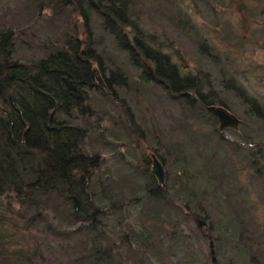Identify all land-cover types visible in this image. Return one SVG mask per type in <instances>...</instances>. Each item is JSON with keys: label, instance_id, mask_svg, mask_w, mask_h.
Returning <instances> with one entry per match:
<instances>
[{"label": "trees", "instance_id": "trees-1", "mask_svg": "<svg viewBox=\"0 0 264 264\" xmlns=\"http://www.w3.org/2000/svg\"><path fill=\"white\" fill-rule=\"evenodd\" d=\"M135 3L42 0L35 3L37 13L29 14L20 26L0 23V264H31L37 256L43 257L46 249L40 247L42 242L20 244L18 235L25 238L33 228L47 236L45 245L58 244L53 252L60 264H166L162 253L169 252L172 244L181 245L185 235L172 214L181 211L172 200L179 197L176 187L167 181L161 184L147 166L141 174L130 168L125 174L129 178L117 182L104 172L106 160L99 149L109 142L103 128L106 119L101 114L98 118L92 108L91 91L97 88L103 96H111L115 85H126L123 79L128 75L117 71L107 78L105 87L98 84L96 73L98 67L104 68V55L89 25L97 17L115 49L138 70L141 81L158 83L171 95H184L190 103L186 92L195 90L201 102L199 116L211 119L222 142L227 138L207 106L233 110L225 100L207 97L205 85L191 74H180L171 57L153 46ZM44 6L51 8V15L47 21L44 13L42 27L47 38L42 40L36 16ZM1 7L0 14L8 13L3 16L12 14L7 6ZM75 15L84 19V38H80L82 31ZM228 81L234 95L247 106L246 116L259 120L264 107L235 77ZM90 147L99 149L91 151ZM248 155V166L258 172V159L253 153ZM130 206L144 210L139 212L140 220L122 230ZM184 210L198 223L197 237L213 239L214 253L211 245L210 252L216 260L208 257L210 264H223L219 245L227 235L238 238L241 250L253 257L256 243L253 245L252 234L244 236L242 219L215 226L214 234V226L208 224V215L200 206L196 211L186 206ZM68 245L73 251L64 252Z\"/></svg>", "mask_w": 264, "mask_h": 264}, {"label": "rangeland", "instance_id": "rangeland-1", "mask_svg": "<svg viewBox=\"0 0 264 264\" xmlns=\"http://www.w3.org/2000/svg\"><path fill=\"white\" fill-rule=\"evenodd\" d=\"M40 1L0 0V12L1 6L13 11L10 16H3L7 12L0 14V23L20 26L31 17L29 14L37 13L35 3ZM135 1L137 15L154 40L153 46L171 57L180 74H191L205 85L207 97L215 95L225 100L243 123L236 131L224 130L227 142L220 141L211 119L199 116L201 102L195 90L186 92L190 103L182 98L184 95H171L158 83L141 81L138 70L127 64L95 17L89 26L104 55V68L98 67L96 81L102 86L101 79L106 86L112 73L128 75V79L122 78L126 85H115L111 96H103L104 92L97 88L91 91L92 108L98 118L101 114L106 119L103 128L109 142L98 148L106 160L104 172L108 171L117 182L129 178L125 174L130 168L139 174L146 166L152 170V155L160 157L166 181L176 187L179 196L178 200L172 199L174 206L181 209L172 211L177 216L174 222L185 235L180 246L172 244L169 252L162 253L166 264H207L209 258L213 259V239L197 237L198 223L190 219L191 213L186 216L185 206L189 211L200 206L208 215V224L214 226V234L215 226H227L239 218L244 221V236L252 234L253 245L256 243L253 257L241 250L238 238L227 235L219 245L223 264H264V115L259 120L248 118L247 106L234 95L228 81L235 77L245 92L264 107V0ZM44 13L49 21L51 8L44 6L36 16L42 40L47 38L42 27ZM74 18L80 23V38H84V19L76 15ZM98 149L90 147L91 151ZM248 153L258 159V172L248 166ZM146 159L150 161L145 163ZM128 209L122 230L140 220L139 212L144 210L131 206ZM18 238L22 246L36 240L42 242L41 248L45 246L43 257L37 256L31 264H60L53 252L58 244L45 245L43 241L49 240L37 228L27 231L25 238ZM67 251H73L70 245L64 250Z\"/></svg>", "mask_w": 264, "mask_h": 264}, {"label": "water", "instance_id": "water-1", "mask_svg": "<svg viewBox=\"0 0 264 264\" xmlns=\"http://www.w3.org/2000/svg\"><path fill=\"white\" fill-rule=\"evenodd\" d=\"M100 79V78H99ZM100 84L102 86H105L103 81L100 79ZM207 111L214 117L218 119L219 122V129L221 131H224L226 129H233V130H238L240 126L243 123V120H241L234 112L226 108L225 106L222 105H209L207 106ZM153 173L157 177L158 181L161 184H165L166 181V171L164 164L160 161L157 155L153 154ZM74 199L76 201V206H79L80 201L79 199L74 196ZM202 223V222H201ZM211 247H212V253H214L213 249V242H211ZM213 260H216L215 257H213Z\"/></svg>", "mask_w": 264, "mask_h": 264}, {"label": "bare ground", "instance_id": "bare-ground-1", "mask_svg": "<svg viewBox=\"0 0 264 264\" xmlns=\"http://www.w3.org/2000/svg\"><path fill=\"white\" fill-rule=\"evenodd\" d=\"M99 79V78H98ZM105 87V86H104Z\"/></svg>", "mask_w": 264, "mask_h": 264}]
</instances>
